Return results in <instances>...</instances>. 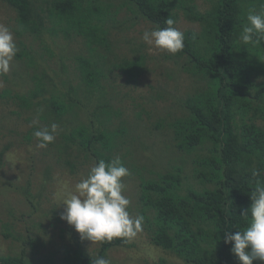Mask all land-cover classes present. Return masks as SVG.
<instances>
[{
    "label": "trees",
    "instance_id": "trees-1",
    "mask_svg": "<svg viewBox=\"0 0 264 264\" xmlns=\"http://www.w3.org/2000/svg\"><path fill=\"white\" fill-rule=\"evenodd\" d=\"M6 3L16 13L17 34L35 35L43 44L47 42L44 48L49 58L24 48L18 56L32 59L29 65L33 86L25 95L18 92L13 95L6 87L1 97L12 94L21 111L30 110L36 119L33 132L57 123L58 134L49 147L57 151L65 166L71 167L80 156L94 165L99 160L110 162L119 157L133 171L139 170L136 160L133 158L132 166L124 158L149 159L147 150L143 153L144 143H137L136 139L133 150L123 157L126 127L110 130L102 119L112 100L104 82L111 74L109 71L115 67L128 82H134L146 69L145 56L132 40L127 39L125 45L130 57L118 54V47L110 40L111 30L121 35L128 30L127 23L131 29L138 19L155 29L167 27L166 19L171 18L176 27L181 11L187 21L199 24L198 32L183 31L182 51L163 56L189 75L191 94L175 98L180 115L163 119L152 129L164 135L163 141L169 138L171 147L164 151L169 156L167 166L160 165L161 170L155 172L141 167V216L150 242L184 264H240L230 251L232 245L225 244L223 238L225 233L247 227L250 212L247 216L242 213L251 206L250 195L257 182L264 184V125L258 123V119L264 121V40L245 45L239 37L248 12L264 11V0H208L209 8L204 12L197 10L191 0H6ZM122 11L127 15L117 20L116 14ZM58 34L82 44L74 56L80 74L75 85L63 82L61 73L67 68L63 61L59 60L57 69H51L48 63L55 47L58 48L49 36ZM54 76L59 78V85ZM85 101L91 103L88 113L82 112ZM76 119V125L72 126ZM25 137L31 139L30 134ZM3 154L4 150L0 157ZM254 169L260 171L259 176L252 175ZM32 187L26 180L18 189L30 209L27 218L34 220L31 217L35 215L38 217L35 222H41L52 211L40 210L41 202L37 199L40 192L33 194ZM14 225V222L2 224L3 236L9 237ZM37 238L33 232L28 239L15 232L13 239L25 245L19 247L16 255H1L0 264H33L26 260L23 247L34 250ZM127 240L100 242L96 255L64 248L62 262L91 264L92 258H107L111 249L126 247Z\"/></svg>",
    "mask_w": 264,
    "mask_h": 264
},
{
    "label": "rangeland",
    "instance_id": "rangeland-1",
    "mask_svg": "<svg viewBox=\"0 0 264 264\" xmlns=\"http://www.w3.org/2000/svg\"><path fill=\"white\" fill-rule=\"evenodd\" d=\"M191 3L200 12L209 8L208 0H191ZM119 14H116L117 20L126 12L122 11ZM15 19L14 9L8 6L6 0H0V24L8 26L12 30L18 49L10 63L9 72L0 74V152L4 150V154L0 157V256L16 255L19 253V247L25 245L13 239L15 232L27 239L28 236H32L33 232L38 238L34 250H31L29 246L23 247L26 260H31L33 264H63L62 251L64 248L80 249L85 254L96 255L100 247V242L82 240L80 234L61 219V214L64 211V205L61 203L64 197L75 191V184L87 177L94 164L80 156L81 158L74 159L77 162V164L74 163L75 169L74 166H65V161L63 159L60 161L57 151H52L49 145L44 149L37 147L38 141L32 131L36 119L33 118L29 109L21 111L19 103L13 96L14 92L25 95L33 86L29 65L32 59H27L25 55L23 56L25 59H23L18 54H22L21 51L24 48L34 51L36 55L42 54V57L45 58H49V53L44 48L47 42L43 44L39 41V37L18 35ZM134 23L135 25L130 27L131 29L128 27L130 24L127 23L128 30L121 35H117L114 30H111L110 40L113 41V45L118 47L116 50L119 52L118 54L124 55L126 58L130 57V53L125 45L127 39L132 40L133 45L139 46L140 53L145 56L146 69H143V73L137 80L128 82L126 77L113 67V70L109 71L111 74H108V79L104 81L112 100L106 107V113H102V119L106 121L105 125L110 130L118 126L126 127L127 133L122 139L123 157L129 155L133 150L134 139L137 143L142 141L145 147L143 153L147 150L149 154V159H140L137 156L123 159L132 166H134L135 159V164L139 167V170L130 171L129 169L130 175L122 178L125 185L122 194L130 200L127 210L133 218L141 216L142 213L139 204V184L143 178L141 167L145 166L152 172L159 171L162 166H167L169 159V156L164 154V151L171 147L169 138L166 139L169 142L167 144L166 140L163 141L164 135L153 132L152 129L159 121L170 116L180 115L181 108L175 98H184L191 94L189 75L183 73L181 67L175 65L172 59L163 57L166 53H170L143 41V33L153 30L154 27L140 19ZM176 28L181 32L189 29L198 32L199 24L187 21L181 11ZM49 38L58 46L53 51V58L48 61L50 68L57 69L60 66L59 60L63 61L67 66L66 72L64 70L61 73L63 82L77 84L80 74L76 69L78 62L74 60V56L80 51L81 42L67 39L64 34L49 36ZM50 47L49 49L52 50ZM35 64H37L36 60ZM38 65L41 67L40 60H38ZM54 79L58 84L59 78L55 77ZM258 82L261 83L260 80ZM46 84L49 85V82ZM6 87L12 90L13 95L1 97V93ZM62 89L67 90L66 86H63ZM86 101V109H82V112L88 113L91 103ZM3 117L5 118L3 119ZM67 117L70 116L67 115ZM76 123L77 119L72 122V126H75ZM258 123L264 125L262 119H258ZM26 134L31 135L30 140L25 137ZM160 165L161 167H159ZM26 180H29L33 186L31 191L33 194L40 192V196L36 197L41 202H39L40 210L52 211V214L46 216L41 222H35L38 219L35 215L31 217L34 220L30 221L27 218L30 209L18 189L26 183ZM11 222L15 224L14 229L9 228V230L12 229L8 233L10 236L5 237L2 234L1 225ZM39 223L41 225H38ZM127 244L126 247H116L108 251L106 259L110 260L111 264H184L173 254L150 242L143 222L142 231L131 240H127ZM253 264H264V262L254 260Z\"/></svg>",
    "mask_w": 264,
    "mask_h": 264
},
{
    "label": "clouds",
    "instance_id": "clouds-1",
    "mask_svg": "<svg viewBox=\"0 0 264 264\" xmlns=\"http://www.w3.org/2000/svg\"><path fill=\"white\" fill-rule=\"evenodd\" d=\"M174 24L173 19L167 18V27L145 31L143 41L170 54L182 51L184 34ZM239 39L245 45L258 44L264 40V11L248 12L247 23L243 26ZM17 51L12 30L0 24V74L9 72L10 63ZM58 129L59 125L52 123L50 128L34 130L37 147L44 149L54 143ZM128 175L130 172L119 157L110 162L99 160L90 168L87 177L75 184V191L64 197L61 219L72 226L82 240H131L142 231L143 216L133 218L127 210L130 200L122 194L125 188L122 178ZM252 175L259 176L260 171L254 169ZM250 200V208L242 213V216H247L250 212L247 227L235 233H225L223 238L225 244L232 245L230 251L240 264H253L254 260L264 261V184L257 182ZM91 264L111 262L106 258L96 257L92 258Z\"/></svg>",
    "mask_w": 264,
    "mask_h": 264
}]
</instances>
